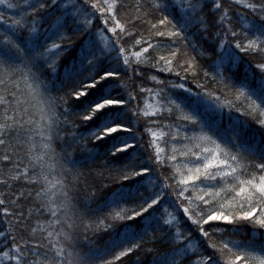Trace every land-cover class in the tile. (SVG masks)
Listing matches in <instances>:
<instances>
[{"label":"snow or ice","instance_id":"1","mask_svg":"<svg viewBox=\"0 0 264 264\" xmlns=\"http://www.w3.org/2000/svg\"><path fill=\"white\" fill-rule=\"evenodd\" d=\"M0 264H264V0H0Z\"/></svg>","mask_w":264,"mask_h":264},{"label":"trees","instance_id":"2","mask_svg":"<svg viewBox=\"0 0 264 264\" xmlns=\"http://www.w3.org/2000/svg\"><path fill=\"white\" fill-rule=\"evenodd\" d=\"M88 182L91 183L92 182V178H89V181ZM132 259L135 260V257H133ZM142 259H147V257H143L142 256Z\"/></svg>","mask_w":264,"mask_h":264}]
</instances>
